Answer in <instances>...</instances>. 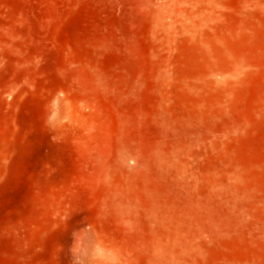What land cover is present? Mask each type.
Here are the masks:
<instances>
[{"label":"rangeland","instance_id":"374dc122","mask_svg":"<svg viewBox=\"0 0 264 264\" xmlns=\"http://www.w3.org/2000/svg\"><path fill=\"white\" fill-rule=\"evenodd\" d=\"M0 264H264V0H0Z\"/></svg>","mask_w":264,"mask_h":264}]
</instances>
